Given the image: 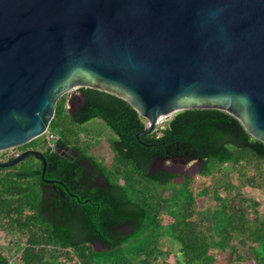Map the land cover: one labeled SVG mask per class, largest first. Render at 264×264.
Masks as SVG:
<instances>
[{
    "label": "water",
    "instance_id": "95a60500",
    "mask_svg": "<svg viewBox=\"0 0 264 264\" xmlns=\"http://www.w3.org/2000/svg\"><path fill=\"white\" fill-rule=\"evenodd\" d=\"M76 89L124 100L152 132L218 110L264 144V0H0V153L42 137ZM38 151H24L0 169ZM99 247V244H94Z\"/></svg>",
    "mask_w": 264,
    "mask_h": 264
},
{
    "label": "trees",
    "instance_id": "16d2710c",
    "mask_svg": "<svg viewBox=\"0 0 264 264\" xmlns=\"http://www.w3.org/2000/svg\"><path fill=\"white\" fill-rule=\"evenodd\" d=\"M80 92L83 100L75 113L66 110L64 96L57 101L48 133L61 134L60 145L73 128L101 122L113 161L103 165L92 159L106 184L85 203L64 207L42 195L41 166L33 157L0 169V230L9 249L0 248V264L12 257L13 264H168L165 244L177 246L174 264H220L215 250L224 259L234 257L223 264H264V220L256 213L257 203L235 190H264L263 143L218 110L181 111L134 138L145 120L124 100L95 89ZM46 145L43 135L20 149ZM43 156L51 167L53 152L48 149ZM173 158L199 161L203 178L235 171L239 187L226 180L212 190L215 206L198 211L197 199L209 190L196 187L194 193V178L174 184L169 173H149L154 160ZM44 177L55 174L46 168ZM121 226L126 228L120 231ZM235 238L239 245H255L249 263L231 244Z\"/></svg>",
    "mask_w": 264,
    "mask_h": 264
},
{
    "label": "flooded vegetation",
    "instance_id": "af4514ba",
    "mask_svg": "<svg viewBox=\"0 0 264 264\" xmlns=\"http://www.w3.org/2000/svg\"><path fill=\"white\" fill-rule=\"evenodd\" d=\"M80 90L81 89H76L68 94L69 98L66 103V110L69 114L75 113L82 103L83 97ZM106 133H108L107 129L104 132L87 133L73 128L70 134H66V143L57 145L62 135H52L53 138L50 146L46 145L47 149L41 146L35 148L12 149L0 153V161L4 162L11 160L14 158L12 156L14 152L20 154L30 150L38 151L44 158V153L46 150L50 149L55 155L51 162V167H47L48 163L45 158L44 161L45 171L46 168H48L50 172L55 174L53 179L45 178V171L42 177L43 162L35 159L36 163L41 166L40 179L44 188L41 192L42 195L45 199L51 197L54 203H61L64 207L71 201L77 202V204L85 203L91 194L99 193V190L106 184L105 177L98 171L92 159L94 158L97 163L106 164L101 156L98 155L101 142L106 141L105 136L109 134ZM105 143H107V141ZM111 156L112 158L110 161L112 162V153ZM30 157L31 156L24 161L28 160ZM159 171L173 175L174 178L172 182L174 184H182L187 177L190 178V175L194 173V171L197 174L201 171V163L199 161L184 158H173L168 160L156 159L152 162L149 173L154 175ZM177 180L180 181L177 182ZM65 199L67 201H65ZM124 228L126 227H119L120 231Z\"/></svg>",
    "mask_w": 264,
    "mask_h": 264
},
{
    "label": "rangeland",
    "instance_id": "374dc122",
    "mask_svg": "<svg viewBox=\"0 0 264 264\" xmlns=\"http://www.w3.org/2000/svg\"><path fill=\"white\" fill-rule=\"evenodd\" d=\"M66 98V100H68L69 95L66 94L64 96ZM163 125V123H160L156 126V129L160 128V126ZM80 131L83 132H87V133H99L100 131L104 132L106 130V127L98 121H91L88 124L82 126L79 128ZM108 134V133H106ZM107 138H109V134L108 136H105ZM106 141L101 142L100 145V150L98 151V155L101 156L102 160L106 163L109 164L111 161V153L109 152V149L107 147V143H105ZM20 149V148H19ZM254 171L252 169L247 170L246 175L247 176H251L253 175ZM229 176H225L223 174H219L218 172L214 173V176L212 178H203L198 176V174L194 171V173H192L190 175V178H194V184H193V191L194 193H196L198 191L197 188L199 189H208L209 190V195L206 197H200L197 199V203H196V209L198 211H202L205 209H211L215 206V202L212 200V190L219 186L221 188V186L225 183L226 180H230V182L236 186L239 187V176L237 175V173L235 171H230ZM180 180H177V182H179ZM197 190V191H196ZM235 190H238L243 197H245L246 199H250L251 201H255L257 203V208H256V213L258 214L259 218L261 220H264V190H254V189H250L247 187L244 188H235ZM219 196L220 197H225L226 193L224 192V190H220L219 191ZM4 237L3 233L0 232V248L4 249V251H8L7 250V246H6V242L4 243V239H2ZM231 244L234 245L237 249V254L242 256L243 258L247 259V260H251L253 259V255L250 251V249L252 247H255V245H250L248 243H246L245 245H239V241L237 238L233 239L231 241ZM176 245H174L173 247L168 246L167 244L163 245L162 250L163 251H168V253H170V255L167 257V263L168 264H174L175 263V249H176ZM98 248V247H96ZM11 249V248H10ZM8 254V253H7ZM6 254V255H7ZM213 254L218 258V263L223 264L225 262L226 259L231 260V262L233 261L234 257H228L226 259L223 258V256H221L219 250H215L213 251ZM247 261L246 263L250 262Z\"/></svg>",
    "mask_w": 264,
    "mask_h": 264
},
{
    "label": "built area",
    "instance_id": "2783aa9c",
    "mask_svg": "<svg viewBox=\"0 0 264 264\" xmlns=\"http://www.w3.org/2000/svg\"><path fill=\"white\" fill-rule=\"evenodd\" d=\"M44 136H45V138H46V143H47V145L48 146H50V144H51V140H52V135H50L49 133H48V131L44 134ZM7 152V151H6ZM12 156L15 158V157H18L19 156V153L18 152H14L13 154H12ZM0 232H1V230H0ZM14 259H15V257L13 258H10L9 260V264H13V261H14Z\"/></svg>",
    "mask_w": 264,
    "mask_h": 264
}]
</instances>
